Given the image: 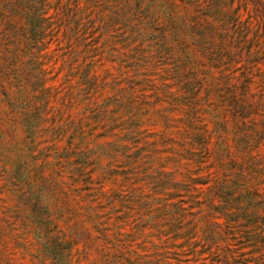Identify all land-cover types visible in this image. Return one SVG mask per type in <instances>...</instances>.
I'll use <instances>...</instances> for the list:
<instances>
[{"label":"trees","instance_id":"1","mask_svg":"<svg viewBox=\"0 0 264 264\" xmlns=\"http://www.w3.org/2000/svg\"><path fill=\"white\" fill-rule=\"evenodd\" d=\"M0 263L264 264V0H0Z\"/></svg>","mask_w":264,"mask_h":264},{"label":"rangeland","instance_id":"2","mask_svg":"<svg viewBox=\"0 0 264 264\" xmlns=\"http://www.w3.org/2000/svg\"><path fill=\"white\" fill-rule=\"evenodd\" d=\"M53 48H55V42L54 43H52L51 44V49H53ZM108 66V64H106V67ZM61 75L59 76V81L58 82H61ZM2 196H4V195H2ZM198 237H194V238H192L191 239V242H198ZM183 240L181 239V240H178V243H180V242H182ZM184 248L186 249L187 248V246H184ZM196 251H201L202 250V247L200 246V245H197V246H194L193 247ZM202 254H199L200 256V259L201 260H204V261H206L207 263H209L210 262V259L208 258V253H206V252H201ZM20 261V260H19ZM0 264H3V263H0Z\"/></svg>","mask_w":264,"mask_h":264}]
</instances>
